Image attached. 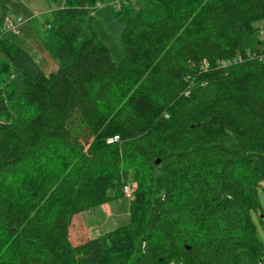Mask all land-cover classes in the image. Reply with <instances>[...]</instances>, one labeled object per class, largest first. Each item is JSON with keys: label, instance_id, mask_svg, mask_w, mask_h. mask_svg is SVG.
Wrapping results in <instances>:
<instances>
[{"label": "trees", "instance_id": "1", "mask_svg": "<svg viewBox=\"0 0 264 264\" xmlns=\"http://www.w3.org/2000/svg\"><path fill=\"white\" fill-rule=\"evenodd\" d=\"M99 1L52 10L47 74L0 0V264H264V0L125 3L122 60ZM127 183L130 222L75 242Z\"/></svg>", "mask_w": 264, "mask_h": 264}, {"label": "rangeland", "instance_id": "2", "mask_svg": "<svg viewBox=\"0 0 264 264\" xmlns=\"http://www.w3.org/2000/svg\"><path fill=\"white\" fill-rule=\"evenodd\" d=\"M113 2L114 0H100L98 8L94 10L95 17L90 19L89 23L111 50L115 59L122 60L125 57V49L122 42L124 25L117 18V9ZM5 3L10 9L12 17L22 15L26 19V22L21 26L19 34L8 33L6 36L33 53L47 74L56 70L57 62L42 46L38 35L51 23L52 10L62 6L64 0H5ZM259 36L264 39V28ZM259 197L264 211L263 187L260 188ZM131 199L132 196L124 195L109 203L91 207L81 212L80 214L87 229H84L82 221V225L74 223L72 227V238L74 241L89 238L88 232L92 238L129 223ZM259 234L264 240V233L260 226ZM255 252L259 255V252Z\"/></svg>", "mask_w": 264, "mask_h": 264}, {"label": "built area", "instance_id": "3", "mask_svg": "<svg viewBox=\"0 0 264 264\" xmlns=\"http://www.w3.org/2000/svg\"><path fill=\"white\" fill-rule=\"evenodd\" d=\"M136 0H114L113 4L116 7V9H121L122 6L125 3H132L135 2ZM26 22V19L22 16V15H17L16 17H12L10 14L6 15L2 25H1V31L3 32V34H8V33H15V34H19L21 32V26ZM258 57V60L263 61L264 62V52L255 55ZM119 139L118 136H115L113 138H110L109 142H114L117 141ZM133 190L134 187L132 185V183H127L124 186V193L125 195H133Z\"/></svg>", "mask_w": 264, "mask_h": 264}, {"label": "crops", "instance_id": "4", "mask_svg": "<svg viewBox=\"0 0 264 264\" xmlns=\"http://www.w3.org/2000/svg\"><path fill=\"white\" fill-rule=\"evenodd\" d=\"M79 217H80V220L82 221V223H83V227H84V229H87L86 227H85V224H84V221H83V218H82V216H81V214H79ZM88 234H89V238H91V236H90V233L88 232Z\"/></svg>", "mask_w": 264, "mask_h": 264}]
</instances>
